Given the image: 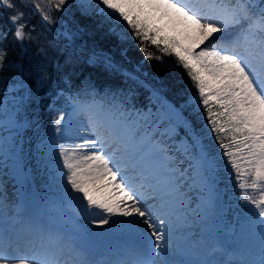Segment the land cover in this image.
<instances>
[{
    "label": "snow or ice",
    "instance_id": "6c2138e0",
    "mask_svg": "<svg viewBox=\"0 0 264 264\" xmlns=\"http://www.w3.org/2000/svg\"><path fill=\"white\" fill-rule=\"evenodd\" d=\"M28 4L44 23L55 25L58 20L51 11L70 7L72 0H55L54 5L49 0L48 12L35 0ZM97 4L96 14L103 17L99 23L109 25L112 37L135 41L144 59L159 61L162 71L169 70L164 57L174 58L171 68L181 69L195 90L185 102L191 115L204 114L207 134L222 151L211 154L193 121L184 118L182 154L189 164L181 170L168 133H159L150 113L129 110L126 99L121 109L84 105L70 97L72 112H57L52 131L37 132L36 153L49 169L53 195L33 206L31 177L20 168L25 156L21 140L26 128L36 127L28 118L32 106L48 91L53 93L49 99L63 97V92L53 86L56 77L47 47L28 29L16 0H0V7L12 13L8 29H0V170L11 161L21 185V203L13 215L5 213L7 205L0 199V264H264V0ZM77 7L81 16L92 14L83 3ZM113 24L123 25L127 32L117 31ZM78 31L60 34L65 49ZM8 44L29 57V46L36 44L39 59H29L27 67L22 60L13 61ZM149 45L160 54L149 51ZM98 61L106 71L143 83L136 74L139 68L124 71L112 56L93 49L89 63ZM165 105L169 114H179L174 105ZM48 109L55 111L54 104ZM73 119L79 125L77 133L82 129L90 138L78 136L80 143L68 147L58 141L70 139L67 125ZM220 173L236 189L239 210L226 225L217 187L223 179ZM189 181L202 193L196 209H190L182 190ZM190 216L199 222L195 240L188 234ZM225 231L236 236L235 243L242 241V247H221ZM105 233L124 239L109 250V258L97 261L87 242ZM221 254L228 259L217 258Z\"/></svg>",
    "mask_w": 264,
    "mask_h": 264
},
{
    "label": "trees",
    "instance_id": "16d2710c",
    "mask_svg": "<svg viewBox=\"0 0 264 264\" xmlns=\"http://www.w3.org/2000/svg\"><path fill=\"white\" fill-rule=\"evenodd\" d=\"M47 2L49 4V0ZM51 2L54 5L55 0H51ZM16 3L18 10L25 14L28 29L33 30L34 36H38V43L41 46L47 47L49 59L53 61L52 70L56 77L53 86H59L57 90L63 92V97H54L53 99H49V97H53V93L51 91L46 92L44 100L39 105L34 104L30 109L28 118L36 122V127L24 130L21 144L25 153L23 160L27 163L31 181L35 186L32 190L39 195H47L48 191L45 187H49L50 183L49 170L42 165V161L36 153L37 132L38 130L40 133H50L52 131V120L57 112L63 111L66 113L68 106H71L70 97H78L81 103L93 102L103 105L105 108L115 105L121 109H123L126 99L129 110L138 112L148 107H156L157 103L167 112L165 105V102H167L174 105L179 112L178 115L171 114L178 122V139L186 138L183 119L187 118L193 121L197 132L204 136V143L209 146L211 154L215 155L217 151H222L218 149L214 137L207 134L205 120L203 119L204 114L198 113L195 117L191 115L192 108L187 106L185 102L195 90L191 87L190 80L181 69L171 68L174 58L164 57L168 62L169 70L162 71L159 61L144 59L143 53L136 47L135 41H118L115 37H112L107 31L109 25L99 23L103 20V17L98 16L95 9H89L92 13L90 16H81L80 9L77 7L80 3H77L76 0H72V5L70 7L66 6L60 12L51 11L50 14L53 19L58 20L55 25L44 23L40 15L35 12L34 7L28 4V0H16ZM35 3H38V1L35 0ZM93 8H96V5ZM11 14L10 11L0 7V29H8L7 17ZM111 26L116 27L119 32H127L123 25L113 24ZM69 29L72 31L79 29V31L70 46L65 49L66 41L60 34ZM7 47L9 57L13 61L22 60L26 67L29 59L33 61L39 59L35 55L37 51L36 44L29 46L28 50L32 54L31 57L25 56L18 47L10 44ZM93 49L112 56L118 67H121L124 71L139 68L140 72L136 74L140 76L143 83L126 80L122 72L106 71L99 61L96 65L89 63ZM122 49L126 50L125 56H121ZM149 51L156 55L160 54L156 52L154 46L149 45ZM69 53H74L70 60ZM57 63L59 67L56 66ZM144 73L147 75H144ZM161 82L163 86H161ZM156 89H160L158 96L153 95ZM153 99H156L157 103ZM49 104H54L55 111L49 112ZM181 105H184V107L181 108ZM188 141L191 143L190 139ZM167 142L173 146L174 151L172 154L177 161V166L186 165V158L183 157L182 151L176 148L175 142L171 143L168 139ZM195 151L193 149V152ZM219 176L223 179L220 180L217 187L221 190V199L224 201L228 219L230 221L235 220L239 211L235 206L236 189L231 188L229 178L224 173H220ZM0 183L4 190L11 192L13 197L15 189L13 179L1 174ZM226 184H229V191L227 195H224ZM199 191L197 188H193V192L189 193H193L194 198H197ZM249 194L254 195L251 192ZM229 204L232 205L231 208L228 207Z\"/></svg>",
    "mask_w": 264,
    "mask_h": 264
},
{
    "label": "rangeland",
    "instance_id": "374dc122",
    "mask_svg": "<svg viewBox=\"0 0 264 264\" xmlns=\"http://www.w3.org/2000/svg\"><path fill=\"white\" fill-rule=\"evenodd\" d=\"M38 3L40 2V4L43 6H41L45 12H48L49 9H47V7H49V4L47 2V0H37ZM77 3H83L85 4L89 9H95L96 11H98V8L100 7L97 4V0H76ZM94 5H96V8H93ZM155 102L157 101L156 99H153ZM157 103V102H156ZM72 110L69 112L71 113ZM140 113L142 114H151V116L153 118L156 119V123L157 125H159V133H168L167 135V139L170 140L171 143L175 142V146L177 149L182 150V142L185 140V137H182L181 139H175L179 133V128H178V122L177 120L173 117V115L169 114L168 111L166 112V110H164L160 105H156V107H148L147 109L140 111ZM67 120V117H66ZM141 123H143V121H141ZM68 128V132L67 135L68 137H70V139L68 140H62V141H58V143H65L66 146L68 147H72L74 144L76 143H80V140L77 138L78 136H83L85 138H90L89 135L87 133H85L82 129L77 133V129L79 128L78 123L76 122L75 119H73L71 122L68 123L67 125ZM169 129H173V132H169ZM189 142V141H188ZM190 143V142H189ZM183 155V154H182ZM184 157V156H183ZM186 158V157H184ZM11 161H8V165L9 167L3 168L2 170H0V173H3L4 176H6L7 178H17L13 173H12V169H11ZM23 162L21 161V164ZM189 161L186 158V165H181L178 166L179 169L182 170L183 167H188ZM43 165L45 166V164L43 163ZM26 174V173H25ZM0 178H1V174H0ZM3 178V177H2ZM16 181L14 180V183ZM21 188V185L18 186L14 192V198H15V204L12 205V200H11V192L4 190L3 186L0 183V199H3L4 202L6 203L7 207L4 209L5 213L8 216L13 215L15 206L21 203V198H20V194L18 192V189ZM193 188H197L198 190H200L195 184H193L191 181H189V186L188 187H184L183 192L187 194V201L190 205V209H196L198 204L200 203L201 200V190H200V196H199V200L196 202V204L192 206L191 203V197L193 193H189V192H193ZM53 195V193H51L49 195L48 198H50ZM34 200H33V206L38 207L40 205V202L44 201L46 197H36L33 196ZM225 207V206H224ZM226 209V208H225ZM222 220H223V224H227V222H229L230 220L228 219V214L226 213V211L222 214ZM234 221V220H231ZM188 226H189V231L188 234L190 236L193 237V240H195L197 238V233L199 231V222L196 219V217L194 216H190L189 222H188ZM223 226V225H222ZM96 231L98 232H102L103 230L100 229H96ZM111 234L109 233H105L102 234L100 236H97L95 238L90 239L87 243H88V247L91 248L94 246V243L101 244L104 241H107L109 239ZM224 236H226V242L228 245L229 250L231 251L232 249H235L237 247H242V241L239 242V244L235 243L236 241V236L230 232L225 231L223 233ZM12 250V249H10ZM219 258L221 259H228L227 256L224 255H218Z\"/></svg>",
    "mask_w": 264,
    "mask_h": 264
},
{
    "label": "bare ground",
    "instance_id": "6f19581e",
    "mask_svg": "<svg viewBox=\"0 0 264 264\" xmlns=\"http://www.w3.org/2000/svg\"><path fill=\"white\" fill-rule=\"evenodd\" d=\"M123 239L124 238L121 237L119 234H111L107 241H104L98 245L94 243V246L90 248L92 253V258L96 259L97 261H104L105 259L109 258L110 257L109 250L114 245L121 243ZM222 239L224 243L221 245V247H228L226 242V236L222 235Z\"/></svg>",
    "mask_w": 264,
    "mask_h": 264
},
{
    "label": "water",
    "instance_id": "95a60500",
    "mask_svg": "<svg viewBox=\"0 0 264 264\" xmlns=\"http://www.w3.org/2000/svg\"><path fill=\"white\" fill-rule=\"evenodd\" d=\"M23 171V170H22Z\"/></svg>",
    "mask_w": 264,
    "mask_h": 264
}]
</instances>
